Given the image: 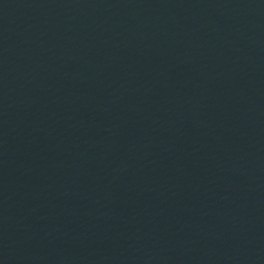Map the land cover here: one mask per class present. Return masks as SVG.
Listing matches in <instances>:
<instances>
[{"label": "water", "instance_id": "95a60500", "mask_svg": "<svg viewBox=\"0 0 264 264\" xmlns=\"http://www.w3.org/2000/svg\"><path fill=\"white\" fill-rule=\"evenodd\" d=\"M0 264H264V0H0Z\"/></svg>", "mask_w": 264, "mask_h": 264}]
</instances>
